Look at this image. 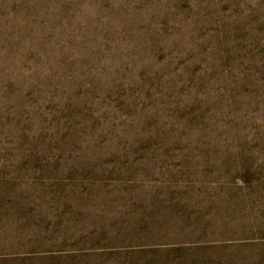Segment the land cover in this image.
Wrapping results in <instances>:
<instances>
[{"label": "rangeland", "instance_id": "rangeland-1", "mask_svg": "<svg viewBox=\"0 0 264 264\" xmlns=\"http://www.w3.org/2000/svg\"><path fill=\"white\" fill-rule=\"evenodd\" d=\"M0 264H264V0H0Z\"/></svg>", "mask_w": 264, "mask_h": 264}]
</instances>
